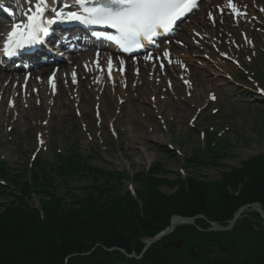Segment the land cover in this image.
<instances>
[{
  "label": "rangeland",
  "instance_id": "obj_1",
  "mask_svg": "<svg viewBox=\"0 0 264 264\" xmlns=\"http://www.w3.org/2000/svg\"><path fill=\"white\" fill-rule=\"evenodd\" d=\"M20 1L30 2V0ZM3 2L9 6L7 9L10 8L11 3H15L13 0H3ZM224 3L226 0L204 2L183 24L173 41L184 48L186 46L184 37L191 31L190 26L202 15L210 25L215 24L216 22L213 23L209 19V14H212L215 18L220 16V19L217 21L218 28L213 27L209 31H217V34L221 35L218 30L223 31L221 26L227 24L229 31L237 33L239 42L234 43L235 39L228 33L223 36L224 44L216 45L214 42H209L211 56L206 54L203 47H196L191 48L192 53L186 55L188 58L183 61V65L175 59L172 63L162 62L163 66L159 62L155 63L162 75H169L179 80V87L183 91L182 102L173 100L174 97L171 98L170 105L163 102L165 116L157 113L158 121L148 119L144 112L145 108L152 109L154 106L151 99L147 102H141L144 101L142 99L133 101L141 107L130 105L128 109H123L122 114L123 100H121L122 104L116 105L110 81L107 84L109 85L107 102L112 104L114 102V109L112 116H107L106 119L100 116V108L104 104L100 102L101 95L97 88H93L95 94L91 99L86 97L81 100L78 93H75L72 102H69L66 98L56 99L58 95L56 90H51L52 94H47L46 99L44 96L39 98L36 95L33 100H29L23 87L19 99L21 107L18 111L14 109L17 101L16 92L12 91L4 103H1L0 98V158L12 169L24 171L34 157L41 156L45 163L51 166L57 162L58 152L66 155L76 151L90 167L104 172H123L124 179L120 188L122 191L127 189L135 191L140 188L141 184L133 180L135 175L146 172L151 165L159 163L164 171V174L159 176L169 183L177 182L180 178L192 177L197 181L213 184L230 177L232 183L227 184L228 189L232 190L231 186L237 182L239 192L245 182H248L245 172L248 164L246 162L254 157L264 156V101H261L260 96L247 91L252 85L264 87V11H261L264 9V4L258 8L252 5L251 8L240 5L242 11L247 9L245 11L247 15L236 19L230 10H226ZM220 6L225 7L223 14L219 9ZM254 20L261 22L258 24ZM250 29L255 33L253 39L247 40L245 32ZM170 42L173 44L172 40ZM167 43L169 41L165 45ZM170 49L172 50V47ZM140 57L142 59L138 58L139 61H148V58ZM129 62L135 63V59ZM172 64L183 66L185 71L175 72L178 67H173ZM65 65L76 67L73 63ZM164 65H168L167 71ZM188 73H191L196 82L194 98H190L183 80ZM146 79H150L149 76ZM156 79L161 80L159 74ZM164 81L162 86L164 90H169L167 92L169 94L168 80ZM240 84L246 89H242ZM148 87L152 88L151 83ZM102 88L103 85L99 90L101 91ZM33 90L37 93V87L33 86ZM119 93L122 95L121 85ZM212 96H215V100ZM32 101L36 106L43 104L44 109L36 108L31 111V108H34ZM64 103H69L68 107H65ZM131 110L138 117L136 121L139 124L131 122ZM114 122H116L115 127ZM203 131L206 144L210 146L217 142L216 138L211 140V136H208L210 134L217 133L228 139L227 157L217 165H198L188 162L195 154L198 159L203 160L209 156L207 146L203 142ZM41 140L43 144L40 143ZM92 183L91 178L74 175L67 183L59 181L58 191L61 197L70 202L74 197L84 195L85 189ZM169 183L160 188L165 195L171 194L174 190ZM7 195L9 196H0L1 209L6 208L2 206H8L10 201L15 203L14 199L20 197L12 187H9ZM26 201L35 208L41 205L39 198L34 195H30ZM251 204H259L264 212V203ZM249 212L256 211L249 209L244 212L235 226H238ZM200 218L205 219V216L201 215ZM208 222L210 224L214 221ZM240 240L241 237L234 239L235 243L243 245ZM219 248L224 251L220 245ZM242 253L245 255L244 252ZM244 262L246 261L242 264Z\"/></svg>",
  "mask_w": 264,
  "mask_h": 264
},
{
  "label": "trees",
  "instance_id": "obj_2",
  "mask_svg": "<svg viewBox=\"0 0 264 264\" xmlns=\"http://www.w3.org/2000/svg\"><path fill=\"white\" fill-rule=\"evenodd\" d=\"M208 136L217 142L211 146L204 142L207 162L195 154L190 164L217 165L227 157L228 139L217 133ZM56 157L51 166L37 157L24 171L0 158V196L8 197L9 187L20 196L2 206L6 208L0 206V264H264V221L258 213L249 212L229 232L209 231L208 222L225 227L239 208L264 203V156L247 164L248 182L239 192L237 182L228 189L230 177L213 184L192 177L169 183L159 176L164 174L159 163L135 175L140 188L122 191L123 172L90 167L76 151L58 152ZM74 175L93 183L84 195L67 202L58 183H67ZM167 183L174 190L165 195L160 188ZM30 195L39 198L40 207L26 201ZM176 215L196 217L195 224L179 225L143 253L147 242L167 230ZM239 237L243 245L235 243ZM179 239V247H165Z\"/></svg>",
  "mask_w": 264,
  "mask_h": 264
},
{
  "label": "bare ground",
  "instance_id": "obj_3",
  "mask_svg": "<svg viewBox=\"0 0 264 264\" xmlns=\"http://www.w3.org/2000/svg\"><path fill=\"white\" fill-rule=\"evenodd\" d=\"M234 2L237 3L238 6L239 4H246L250 8L251 5L252 7L258 8L264 4V0H234ZM55 5H57V1L50 0L48 7L49 9H53ZM25 7L28 8L29 3L25 5ZM21 15L24 16L23 18L25 19L24 11H21ZM203 17L204 15H202L199 20H196V22L193 23L192 26H190L191 31L189 30L190 32H187L186 36L184 37V41L186 43V46L184 48L180 47L177 44L173 45V50L175 52L174 59L176 58V61L182 62L186 60V58H188L186 55L192 53L191 48L196 47H203L206 54L211 56L212 53L209 50V42H214L216 45H219V43L224 44L225 38L223 36L227 35L228 33H230L231 36L235 39L234 43L239 42L237 33L229 31L227 24L221 26L223 31H221V29L218 30L221 35L217 34V31H209V29L213 27L214 29L218 28L217 21H219L220 16H217V18H215L216 23L211 25L206 21V18ZM254 22L260 24L261 20H254ZM7 27L8 24L0 25V35L2 32L8 34L11 31L10 30L9 32H7ZM253 33L255 32H253V30L251 29L246 31V39H253ZM202 38L204 39L202 40ZM197 39L199 40V42H197ZM3 45L4 44H2V46ZM102 48L107 51V53L99 50H90L88 52L81 53L76 57H73L72 63L73 65H76L75 68H71L66 65L52 67L42 66L40 64L33 65L27 69L20 68L18 67V65L13 64L5 66L1 60L0 52L1 103L5 102L11 91H15V98L17 99V101L15 103L14 109L17 111L20 110V87L23 84L28 85L26 89L27 99L33 100L35 95H38L39 98H42L44 96V99H46L47 94H52L51 90H53V88L50 81L53 73H55V90L58 93L56 99L62 100L66 98L69 102H72L75 93H78L77 95L81 100H84L86 97L91 99L95 94L93 88H97L99 91V95H101L100 102L102 101L104 104V106L100 108V116L101 118L104 117V119H106L105 117L107 116L111 117L114 109V102L113 104L111 102H107V100L109 99V85H107L108 81L111 82L110 85L113 89V96L116 105H119L121 103V100H123L122 114L123 109H128L130 105H134L136 108L141 107L140 104H136L133 101L142 99L144 101L141 102H147L151 99L154 106L152 107V109L145 108L144 112L148 119L158 121L159 117L157 116V113L165 116V107L163 105L164 101L169 105L171 104L172 97H174L173 100H178L180 102L183 101L181 95L183 91L179 87V80L173 79L169 75H162L157 66L153 64L152 60L153 58H155V53L149 54L148 57H151V59L148 58L149 61L141 60L133 64L123 60L118 61L114 56V54H117L115 50H109L106 47ZM28 51L29 48H25L17 55L27 54ZM30 53H32V51ZM97 53H99V57H97ZM109 60H111L112 62L111 75H109L108 71ZM163 60L164 59H161V62H163ZM121 61H123V64L120 63ZM167 66L168 65H164V68H166ZM175 66L178 67V65L173 64V67ZM180 71H185V68L183 66H180L177 68V70H175V72L177 73H180ZM23 73H26L27 81H24ZM73 73H75L76 82H73ZM157 74H159V78L161 80L156 79ZM147 76H149L150 79H146ZM122 78L126 79L122 80ZM164 80H168L167 84L169 85L170 89L169 94L167 93L169 90H164L162 86V84L165 82ZM183 80L190 82V86L188 83H186L187 91L190 98H194L196 92V82L193 79L191 73H188L186 78H184ZM149 83H151L152 88L148 87ZM101 85H103V88L100 91L99 87ZM120 85L122 89V95H120L119 93ZM33 86L37 87V93L33 91ZM147 87L149 88V90H147ZM68 104L69 103H64L65 107H68ZM33 105L34 108L32 107L31 111L36 108H39L40 110L44 109L43 104L36 106L34 101H32V106ZM130 119L132 123L139 124L136 121L138 120V117L132 110L130 112ZM114 123L115 127L116 122ZM104 126L106 127V125ZM178 226L179 225H177L176 228Z\"/></svg>",
  "mask_w": 264,
  "mask_h": 264
},
{
  "label": "snow or ice",
  "instance_id": "obj_4",
  "mask_svg": "<svg viewBox=\"0 0 264 264\" xmlns=\"http://www.w3.org/2000/svg\"><path fill=\"white\" fill-rule=\"evenodd\" d=\"M49 3L50 0H38L28 8L25 19L11 25L3 45L6 56H15L25 48L43 43V37L50 33V26L57 22H79L112 29L116 35H107L108 41L124 52L137 51L145 47V42L152 43L157 37L175 31L178 21L199 8L198 0H75L78 10H71L72 5L68 3L63 5V9H49ZM227 6L237 18L247 15L233 0H228ZM50 11L52 15H48ZM223 12L224 9H221V14ZM209 19L216 22L211 14ZM120 63L123 64V61ZM108 71L111 75V60ZM50 82L55 90V73ZM73 82H76L75 73ZM185 83L190 86V82ZM212 99L215 100V96ZM40 143L43 144V141Z\"/></svg>",
  "mask_w": 264,
  "mask_h": 264
},
{
  "label": "water",
  "instance_id": "obj_5",
  "mask_svg": "<svg viewBox=\"0 0 264 264\" xmlns=\"http://www.w3.org/2000/svg\"><path fill=\"white\" fill-rule=\"evenodd\" d=\"M249 209H253L254 211H256L261 216V218L264 221V212H263V210H262V208H261V206L259 204L245 205V206L241 207L236 212V214L234 215L233 219L229 222V225L227 227H221V226L217 225L214 222H210V225H211L210 231L212 230V231H217V232H221V231L225 232V231L232 230L233 227L235 226V224L237 223V221L242 217V214L244 212H246L247 210H249ZM195 220H196V217L187 218V217H181V216H177V215L173 216L171 218V224H170L169 229H167L165 232L159 234L156 238L148 241L143 253L145 251H147V249L151 245L160 242L163 238H165L168 235L172 234L175 231L177 225H194L195 224ZM131 243L132 242L130 241V245H131ZM180 244H181V240L179 239L178 241L167 243L165 245V247H169V246H172V245L179 247ZM113 250H118V249L117 248L110 249V251H113ZM120 251L126 254V252L124 250H120ZM132 257L141 259L142 256L139 257V256H136L134 254V255H132ZM243 264H251V263L250 262H244Z\"/></svg>",
  "mask_w": 264,
  "mask_h": 264
},
{
  "label": "flooded vegetation",
  "instance_id": "obj_6",
  "mask_svg": "<svg viewBox=\"0 0 264 264\" xmlns=\"http://www.w3.org/2000/svg\"><path fill=\"white\" fill-rule=\"evenodd\" d=\"M247 163H250V161H247L246 164H247Z\"/></svg>",
  "mask_w": 264,
  "mask_h": 264
}]
</instances>
